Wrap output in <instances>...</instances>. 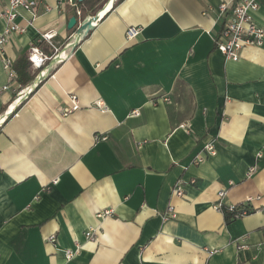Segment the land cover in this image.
I'll return each instance as SVG.
<instances>
[{
    "label": "crops",
    "instance_id": "0c3cea01",
    "mask_svg": "<svg viewBox=\"0 0 264 264\" xmlns=\"http://www.w3.org/2000/svg\"><path fill=\"white\" fill-rule=\"evenodd\" d=\"M37 1V17L21 10L25 32L6 45L16 71L27 70L0 93V264H264V43L238 61L216 48L220 6L234 1L109 2L76 47L94 12ZM49 32L64 59L39 81L29 55H55L40 43ZM71 95L80 108L64 115ZM211 141L216 154L194 164ZM221 190L226 204L254 198L253 213L228 220L214 208ZM170 206L177 218L164 220Z\"/></svg>",
    "mask_w": 264,
    "mask_h": 264
},
{
    "label": "built area",
    "instance_id": "2783aa9c",
    "mask_svg": "<svg viewBox=\"0 0 264 264\" xmlns=\"http://www.w3.org/2000/svg\"><path fill=\"white\" fill-rule=\"evenodd\" d=\"M113 3L117 0H109ZM232 3H223L220 6V13L226 15V21L223 25L220 34L216 38V48L223 54L226 60L238 61L241 59L242 53L246 48L249 47H259L264 43V28L259 26L254 19L253 12L257 11L260 7L259 0H247L237 2L233 0ZM70 4L73 6H78V0H69ZM231 5V6H230ZM38 1L37 0H0V17L5 22V28L2 33H0V60L2 61L3 67L8 74L9 84L6 86H0V93L6 92L11 88L12 85L18 84L19 76L14 68V61L6 53V45L9 43L10 39L15 34H21L25 32V28L18 22V17L20 16V11L25 10L30 13L32 20H34L38 15ZM49 10V9H48ZM77 15L82 16V11L77 9ZM93 17V16H91ZM90 18V17H89ZM95 26L97 23H94ZM81 26L82 24L79 23ZM140 34V29L136 27H131L127 31V38L129 40H134ZM53 33H45L40 36V43L46 42L55 48V55L51 56L43 52L39 46H35L29 55V61L32 67L37 70H41L37 78L40 81L45 75L44 68L47 67L50 61L60 62L64 58L58 54V49L53 44ZM32 92L31 88H27L26 95ZM23 93V92H22ZM21 94V93H20ZM71 100L73 107L67 109L64 115L72 111H76L80 108L79 100L76 95H71ZM103 109L105 106L102 102H98ZM134 116H139V112H133ZM187 128L189 126L185 125ZM216 154L215 141H211L203 147V150L198 154L193 163L198 165L206 160V155L213 156ZM191 183H195L193 180ZM183 182H178L173 193L178 196H184ZM226 190H221L218 193V201L215 203L214 208L224 214H230L232 219H239L252 214L254 211L250 204L254 198H249L246 202L241 204H226L225 203ZM111 214L110 210H105L97 213L98 218H103ZM177 213L173 206H170L167 212L164 213L163 219L170 220L176 219ZM87 239L96 238V230L90 229L86 232ZM53 241L54 238H51ZM67 258L71 260L75 253L71 250L66 251Z\"/></svg>",
    "mask_w": 264,
    "mask_h": 264
},
{
    "label": "water",
    "instance_id": "95a60500",
    "mask_svg": "<svg viewBox=\"0 0 264 264\" xmlns=\"http://www.w3.org/2000/svg\"><path fill=\"white\" fill-rule=\"evenodd\" d=\"M110 2V1H109ZM108 2V3H109ZM114 4V3H113ZM107 5V4H106ZM106 5L104 7V9L106 8ZM103 11V9H102ZM98 12L96 15H94L93 17H90V18H87L83 24L81 26L78 27L77 31H76V37H77V42L72 46V47H76L82 40L83 38L89 33L91 32L96 26L94 23H97L99 21H101V19L103 17H100V13L102 12ZM77 23V18L76 17H73L69 20V23H68V28L69 29H72L75 27ZM96 24V25H97ZM33 91V90H32Z\"/></svg>",
    "mask_w": 264,
    "mask_h": 264
},
{
    "label": "trees",
    "instance_id": "16d2710c",
    "mask_svg": "<svg viewBox=\"0 0 264 264\" xmlns=\"http://www.w3.org/2000/svg\"><path fill=\"white\" fill-rule=\"evenodd\" d=\"M121 1L122 0H117V4ZM108 2H109V0H80L79 1V3L81 5H83L85 10H92L95 15L98 13V11L102 10ZM88 34H90V32ZM88 34L84 38H86L88 36ZM26 70H27L26 68H24L23 71H20L17 69V72L24 77L25 76L24 74H26ZM34 91L35 90H33V92ZM226 215H227V219L230 220L231 215L230 214H226Z\"/></svg>",
    "mask_w": 264,
    "mask_h": 264
},
{
    "label": "bare ground",
    "instance_id": "6f19581e",
    "mask_svg": "<svg viewBox=\"0 0 264 264\" xmlns=\"http://www.w3.org/2000/svg\"><path fill=\"white\" fill-rule=\"evenodd\" d=\"M108 4H109V3H108ZM110 4H111V6H110V8H111L112 5H113V1H111ZM106 6H107V5H106ZM110 8H109L108 10H110ZM108 10H107V11H108ZM107 11L104 12V10H103V11L100 13V17H103V16L106 14Z\"/></svg>",
    "mask_w": 264,
    "mask_h": 264
}]
</instances>
